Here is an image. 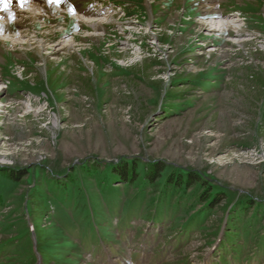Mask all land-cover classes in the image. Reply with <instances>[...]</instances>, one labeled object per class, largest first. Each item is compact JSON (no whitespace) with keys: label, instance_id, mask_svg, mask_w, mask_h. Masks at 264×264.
I'll list each match as a JSON object with an SVG mask.
<instances>
[{"label":"rangeland","instance_id":"1","mask_svg":"<svg viewBox=\"0 0 264 264\" xmlns=\"http://www.w3.org/2000/svg\"><path fill=\"white\" fill-rule=\"evenodd\" d=\"M21 15L0 26L26 35L0 40V264H264V0Z\"/></svg>","mask_w":264,"mask_h":264},{"label":"bare ground","instance_id":"2","mask_svg":"<svg viewBox=\"0 0 264 264\" xmlns=\"http://www.w3.org/2000/svg\"><path fill=\"white\" fill-rule=\"evenodd\" d=\"M59 1L60 0H0V18L3 19V20H0V26H3V23L5 24L7 21L16 20V18L22 16L21 15L22 13L23 14H28V13L32 14L33 16L32 15H27V16L30 18L29 20L35 24V21H37L39 19L38 17H40V19H41L42 16H44L43 14H45V9L50 10L51 6L53 4H56ZM22 18H21V20L19 19V21H17L18 20L17 19L16 21L19 22L20 24L24 23V20ZM73 18H74V20H76L81 25L91 27L93 29V31H96L97 29L100 30V27L101 28L104 27V24H105L104 21L107 22L110 19L109 18V19L104 20V19L97 18L96 16L95 17L94 16H85V15H82L78 11H75V12L73 11ZM210 25L212 26L213 30L214 29H222V28H225L226 26L232 27L234 29H237L239 27V25L236 24V22L233 20L228 21V20H222V19L221 20H219V19L218 20H212V21H210ZM22 27H23V25H22ZM26 30H27V28H26ZM13 33L15 34V32H13ZM15 35L16 36L13 35L14 38H11L10 36H12V35L6 34V35L0 37V40H2V42L11 41V43H13V44L24 45L25 43H23L22 39H25L26 35L23 33H21L19 35H17V34H15ZM92 36L93 37L96 36L95 33L92 34ZM67 45L68 44H65L66 48H67ZM4 88H5L4 86H0V92Z\"/></svg>","mask_w":264,"mask_h":264},{"label":"trees","instance_id":"3","mask_svg":"<svg viewBox=\"0 0 264 264\" xmlns=\"http://www.w3.org/2000/svg\"><path fill=\"white\" fill-rule=\"evenodd\" d=\"M137 169V166L135 164V162H124L120 167L119 169L116 170V173H114V177H115V180L118 181V183H121L123 185L127 184L130 182L131 180V177L133 174H136V170ZM148 168L145 173L142 174V178L145 182H148V183H155L156 180L159 179V175H160V171L158 172V169H150ZM183 170H180L178 171L176 174H170V176H166L165 177V182L170 186V185H173V188H176L177 186L181 185V183H191V185H194L195 181L196 180H192L191 176L185 172ZM183 178V180H182ZM145 182H142V183H145ZM189 183V184H190ZM142 186H144V184H140ZM63 189V188H62ZM64 191V190H63ZM208 193V192H207ZM216 194L212 195V201L218 198H216L215 196ZM207 198V197H206ZM158 206L162 205V203L160 202L159 204H157ZM235 251V249L233 250Z\"/></svg>","mask_w":264,"mask_h":264}]
</instances>
